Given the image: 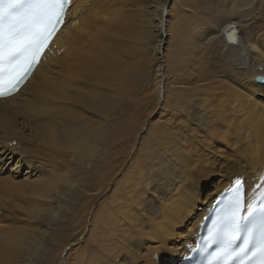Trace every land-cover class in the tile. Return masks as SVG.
Here are the masks:
<instances>
[{"label":"bare ground","instance_id":"6f19581e","mask_svg":"<svg viewBox=\"0 0 264 264\" xmlns=\"http://www.w3.org/2000/svg\"><path fill=\"white\" fill-rule=\"evenodd\" d=\"M258 77L264 0H71L0 100V264H181L229 181L261 183Z\"/></svg>","mask_w":264,"mask_h":264},{"label":"snow or ice","instance_id":"6c2138e0","mask_svg":"<svg viewBox=\"0 0 264 264\" xmlns=\"http://www.w3.org/2000/svg\"><path fill=\"white\" fill-rule=\"evenodd\" d=\"M70 5L71 0H0V100L22 90L61 30ZM260 180L257 190L264 189V174ZM257 190L246 202L243 179L229 181L213 206L207 235L191 249L200 257L198 264H264V192L257 196Z\"/></svg>","mask_w":264,"mask_h":264},{"label":"water","instance_id":"95a60500","mask_svg":"<svg viewBox=\"0 0 264 264\" xmlns=\"http://www.w3.org/2000/svg\"><path fill=\"white\" fill-rule=\"evenodd\" d=\"M259 78H264V77H259ZM257 81H258L259 83H264V79H261V80H258V79H257Z\"/></svg>","mask_w":264,"mask_h":264},{"label":"rangeland","instance_id":"374dc122","mask_svg":"<svg viewBox=\"0 0 264 264\" xmlns=\"http://www.w3.org/2000/svg\"><path fill=\"white\" fill-rule=\"evenodd\" d=\"M166 9H167V8H165V11H166ZM188 11H189V10H186V9H185V12H184V13H185L186 15H188Z\"/></svg>","mask_w":264,"mask_h":264}]
</instances>
